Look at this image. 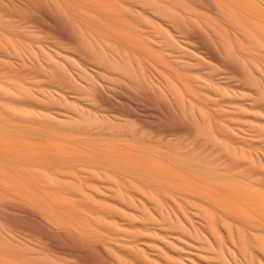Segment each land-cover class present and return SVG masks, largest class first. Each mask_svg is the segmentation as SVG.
I'll use <instances>...</instances> for the list:
<instances>
[{
    "label": "bare ground",
    "instance_id": "bare-ground-1",
    "mask_svg": "<svg viewBox=\"0 0 264 264\" xmlns=\"http://www.w3.org/2000/svg\"><path fill=\"white\" fill-rule=\"evenodd\" d=\"M0 264H264V0H0Z\"/></svg>",
    "mask_w": 264,
    "mask_h": 264
}]
</instances>
